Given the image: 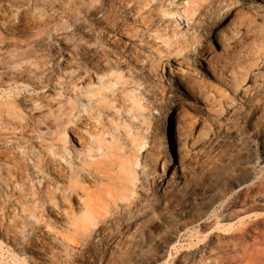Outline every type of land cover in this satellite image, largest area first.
Returning a JSON list of instances; mask_svg holds the SVG:
<instances>
[{"label":"rangeland","instance_id":"rangeland-1","mask_svg":"<svg viewBox=\"0 0 264 264\" xmlns=\"http://www.w3.org/2000/svg\"><path fill=\"white\" fill-rule=\"evenodd\" d=\"M13 1L0 0V264H264V50L235 92L232 79L264 41V0ZM253 4L216 46L226 77L185 100L179 75L210 79L200 51ZM180 102L196 126L163 177L162 113Z\"/></svg>","mask_w":264,"mask_h":264},{"label":"bare ground","instance_id":"bare-ground-1","mask_svg":"<svg viewBox=\"0 0 264 264\" xmlns=\"http://www.w3.org/2000/svg\"><path fill=\"white\" fill-rule=\"evenodd\" d=\"M14 1H16L17 6H25V3H20V0ZM257 7V5L253 4L248 8V10L239 7L230 8L228 10L229 15L226 21L217 25V30L213 35V40L209 41L198 55V59L200 60L202 67L208 72V74L210 73V79L202 78L200 71H196L194 69L190 72L182 73L178 77V83H180L182 87L184 96L183 98L185 100H202L204 96L206 98L207 89H209L211 85L215 84V82H218L220 78L226 77L224 74L223 67L221 65H218L215 60L212 59L213 57L220 58L224 54L223 50L219 51L216 46L217 44L219 45L221 41L223 42L228 39L234 24L241 20V18L245 17V20L248 18L250 22L253 21L254 15L252 14V11L256 10ZM247 25L248 23L246 24V26ZM180 35H182V33H180ZM254 48L255 50L252 53L253 55L251 54L250 61H247L248 64L242 66L241 73H238L237 71L233 72L231 70L233 72L231 73L234 83V92L237 88L239 89V87H241V84L247 83L248 78L251 75L254 67L258 65V59L260 58L258 53H262L261 51L264 50V41L254 45ZM169 112L170 109L167 110V112L162 113L164 123L162 126V131L160 133V140L165 157L163 177L168 176L166 169L175 166V162H173V159L174 154L176 153L177 155L178 153L177 142L181 143V140L183 139L184 145L188 140H186V138L191 134L192 130L194 129V126H196L194 123V118L192 117V113L189 110V104L187 102H180L178 105L175 106L174 111L171 114ZM207 125L209 126L204 128V130L200 132L195 139H193V142H200L202 141V138L206 139L209 137L210 123ZM146 159L150 161V166H147L148 169L143 171V175L145 177V180L149 181L152 172L156 171L159 160L158 156L155 154L154 148H151L146 152ZM135 179L136 177L135 175H133L131 179V185L134 184ZM87 218L91 221L93 226L97 225V221L93 216H89ZM99 235L100 234H97L96 237L99 238ZM100 241H102V239ZM261 260L263 259L261 258ZM254 264H261V261L256 262Z\"/></svg>","mask_w":264,"mask_h":264}]
</instances>
